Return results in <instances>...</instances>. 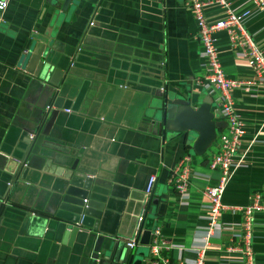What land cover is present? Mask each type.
Here are the masks:
<instances>
[{
	"label": "crops",
	"instance_id": "0c3cea01",
	"mask_svg": "<svg viewBox=\"0 0 264 264\" xmlns=\"http://www.w3.org/2000/svg\"><path fill=\"white\" fill-rule=\"evenodd\" d=\"M54 1L8 0L0 10V264L78 263V242L87 232L68 240L51 217L74 159L93 179L92 195L102 204L97 225L103 235L98 251L106 257L102 264H119L113 259L135 239L143 209L144 217L152 218L151 229H159L160 254L191 264L207 221L203 188L217 180L208 159L218 143L215 137L197 153L182 133H161L153 121L165 90L188 95L193 105L204 96L196 81L200 45L190 9L184 0H76L61 12ZM203 13L214 19L220 8L210 4ZM244 25L264 54V11ZM215 37L224 74L252 75L226 33L217 31ZM35 48L44 61L65 71L58 89L62 106L31 153L50 90L36 77V62L23 57ZM231 95L245 127L235 153L244 164L221 195L225 207L219 220L226 227L210 237L203 264H243L241 253L227 248L237 243L241 219L232 207L249 203L253 193L264 205V85L251 93L235 88ZM183 156L188 195L180 201L168 176ZM151 174L153 190L145 196ZM251 246L254 264H264V207L253 213ZM135 248L149 254V246Z\"/></svg>",
	"mask_w": 264,
	"mask_h": 264
},
{
	"label": "built area",
	"instance_id": "2783aa9c",
	"mask_svg": "<svg viewBox=\"0 0 264 264\" xmlns=\"http://www.w3.org/2000/svg\"><path fill=\"white\" fill-rule=\"evenodd\" d=\"M8 0H0V10L7 5ZM184 4L192 13L196 25V38L200 45L201 73L196 81L203 91L211 97V104L215 102L218 115L225 121L222 130L217 134V150L208 159V166L218 173L214 184L203 188V195L207 199L206 226L199 242L195 244V256L191 264H203L204 253L208 247L209 239L219 235L226 225L219 220L220 211L225 207L221 203V195L228 183L233 171L244 163L241 158H236L235 153L239 147L245 127L239 115L233 108L231 91L240 88L243 91L252 92V89L264 85V54L256 44L252 32L245 28V21L253 14L264 11V0H239L233 6L228 0H184ZM210 4H216L220 8V15L214 19H208L203 8ZM224 31L227 35L230 48L237 57L245 59L252 75L248 77H229L221 69L217 48L215 46V33ZM225 129V130H224ZM186 156L175 166L168 176V182L173 184L174 193L180 201H184L188 195V171L185 164ZM155 182L153 174L148 175L143 192L148 196ZM259 202L258 193H253L249 203L232 207L241 213L238 224L237 243L228 249L237 250L242 255L243 264H254L253 250L251 246V226L253 213L263 208ZM137 215L135 229L143 221L144 212ZM159 229H151V242L149 243V255L152 264H183L182 261H169L160 254ZM134 238L126 241L128 247L135 246Z\"/></svg>",
	"mask_w": 264,
	"mask_h": 264
},
{
	"label": "water",
	"instance_id": "95a60500",
	"mask_svg": "<svg viewBox=\"0 0 264 264\" xmlns=\"http://www.w3.org/2000/svg\"><path fill=\"white\" fill-rule=\"evenodd\" d=\"M75 2L76 0H56L53 2V6L61 12H65L69 9L68 4ZM42 56L39 48H35L34 51L23 56L24 59L28 58L29 64L36 62V77L45 84L46 88L50 87L45 96L46 100L42 103L44 105L37 124L38 133L29 148L31 153H35L42 144L43 136L48 133L51 120L57 112V108L62 106L63 100L58 94V89L64 78L65 70L57 65H50L49 62L44 61ZM211 106V97L206 93L197 104L193 105L188 95L182 97L165 90L162 94L159 117L154 118L153 121L159 122L161 133L164 131L182 133L190 142L192 149L200 153L215 139L216 130L225 125L222 118L217 119L219 117L218 109H211ZM67 170L66 184L51 217L56 220L58 230L63 232V237H68V240L79 231L87 232L84 238L81 236V240L78 242L82 250L77 264H102L106 257L98 250L103 235L97 231L102 204L92 195L93 179L86 171L78 167L76 159L72 161ZM151 200L153 201V199ZM151 227V216H145L134 231L135 246L138 243L145 247L149 245ZM135 246L130 249L124 245L125 250L122 252V256L114 258L113 261L117 260L119 264H141L142 256L145 254L146 264H152L150 255L144 251H136ZM113 261L110 260V262Z\"/></svg>",
	"mask_w": 264,
	"mask_h": 264
},
{
	"label": "rangeland",
	"instance_id": "374dc122",
	"mask_svg": "<svg viewBox=\"0 0 264 264\" xmlns=\"http://www.w3.org/2000/svg\"><path fill=\"white\" fill-rule=\"evenodd\" d=\"M201 88H202V87H201ZM201 90H202V89H201ZM202 92L205 93V91H203V90H202ZM212 107H216L215 102H212ZM224 130H225V129H224ZM216 141L218 142V138H217V137H216ZM215 151H216V150H215ZM215 151H214V152H215ZM214 152H213V153H214ZM210 156H211V155H210ZM210 156H209V157H210Z\"/></svg>",
	"mask_w": 264,
	"mask_h": 264
}]
</instances>
